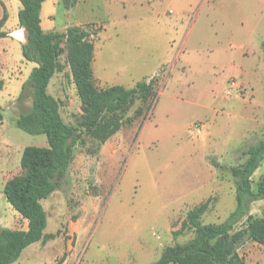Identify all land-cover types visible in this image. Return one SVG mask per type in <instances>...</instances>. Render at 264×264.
<instances>
[{
  "label": "rangeland",
  "instance_id": "374dc122",
  "mask_svg": "<svg viewBox=\"0 0 264 264\" xmlns=\"http://www.w3.org/2000/svg\"><path fill=\"white\" fill-rule=\"evenodd\" d=\"M76 3L46 0L43 30L64 32L83 21L85 5L74 9ZM20 6L0 0V16L3 7L8 15V36L0 39V228L11 229H25L27 220L6 201L3 186L23 172L25 146H48L44 134L14 121L31 105L29 93L18 95L34 65L21 55ZM91 11L103 19L91 25L99 33L96 85L132 87L158 74L156 96L118 113L121 125L104 141L100 129L83 130L65 180L42 200L47 237L12 264L150 263L164 246L192 237L191 229L178 231L188 209L205 202L203 222L228 215L235 205L229 168L243 161L244 146L264 138V0H99ZM57 48L48 92L64 121L82 129L87 112L70 47L60 40ZM260 177L264 159L251 176L254 190ZM248 215L264 217V200L251 202ZM238 252L244 264H264V244L248 240Z\"/></svg>",
  "mask_w": 264,
  "mask_h": 264
},
{
  "label": "trees",
  "instance_id": "16d2710c",
  "mask_svg": "<svg viewBox=\"0 0 264 264\" xmlns=\"http://www.w3.org/2000/svg\"><path fill=\"white\" fill-rule=\"evenodd\" d=\"M46 0H20L17 21L22 29L23 59L35 66L21 85L18 98L26 93L31 97L27 111L15 117V125L30 134H44L48 146H25L20 156L21 175L8 179L3 186L6 201L25 220V229L0 228V264H12L28 245L45 239L46 212L42 200L58 189L65 180L75 145L83 130L95 133L100 141L115 133L120 125L118 113L124 112L137 98L142 101L156 96L157 76L139 80L132 87L115 84L98 87L93 79L91 64L94 57L96 29L91 23L72 25L64 32L44 31L41 26V7ZM77 0H63L71 6ZM8 15L2 8L0 37L8 36L2 30ZM63 40L70 47L69 64L76 93L87 112L80 125L82 129L64 121L59 101L48 92V84L58 69L57 42ZM261 47L264 51V42ZM141 108H138L140 112ZM243 161L230 166L234 183V208L219 222H203L207 204L200 203L186 211L178 231L192 230L185 242L163 247L157 259L148 264H244L239 247L248 240L264 244V217L248 215L249 204L264 200V177L257 181L255 190L251 176L264 159V138L244 146ZM216 165V161H213ZM246 223L236 227L242 220ZM58 260L55 264H60Z\"/></svg>",
  "mask_w": 264,
  "mask_h": 264
},
{
  "label": "crops",
  "instance_id": "0c3cea01",
  "mask_svg": "<svg viewBox=\"0 0 264 264\" xmlns=\"http://www.w3.org/2000/svg\"><path fill=\"white\" fill-rule=\"evenodd\" d=\"M53 1H57V0H53ZM99 0H78L77 1V3H76V6H74V9H77V7H79V6H81V5H85V6H82V8H81V10L83 9V10H85V12H84V14H85V18H84V20L83 21H81V22H76V23H74L73 25H82V24H86V23H93V22H95V21H101V20H103V19H101V18H96V17H93L92 15H93V13H92V4H94V3H96V2H98ZM44 3V2H43ZM43 5L44 4H42V7H41V12L43 11ZM71 11V10H70ZM41 12H40V16H41ZM43 25V22H42V19H41V26ZM102 29H103V27H102ZM98 34L99 33H96V36H98ZM0 39H2V37H0ZM34 64V63H33ZM33 66H35V64L33 65ZM91 68L93 69V64L91 65ZM154 70H155V68H154ZM153 70V71H154ZM152 71V72H153ZM147 78L148 77H146V80H147ZM94 79V78H93ZM95 81V80H94ZM137 81H139V80H137ZM136 81V82H137ZM135 82V83H136ZM50 83V82H49ZM113 85H115V84H113ZM120 85V84H119Z\"/></svg>",
  "mask_w": 264,
  "mask_h": 264
},
{
  "label": "built area",
  "instance_id": "2783aa9c",
  "mask_svg": "<svg viewBox=\"0 0 264 264\" xmlns=\"http://www.w3.org/2000/svg\"><path fill=\"white\" fill-rule=\"evenodd\" d=\"M157 75H158V74H154L153 76L148 77V78H147V81L150 80L152 77L157 76ZM230 85L233 86V85H235V84H234V82H232Z\"/></svg>",
  "mask_w": 264,
  "mask_h": 264
}]
</instances>
